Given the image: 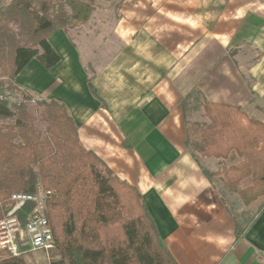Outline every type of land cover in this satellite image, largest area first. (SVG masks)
<instances>
[{
    "label": "crops",
    "instance_id": "obj_1",
    "mask_svg": "<svg viewBox=\"0 0 264 264\" xmlns=\"http://www.w3.org/2000/svg\"><path fill=\"white\" fill-rule=\"evenodd\" d=\"M75 34L57 30L61 63L34 60L18 84L67 107L83 147L138 189L177 264H264V210L247 222L238 194L204 176L221 161L198 164L186 125L204 102L264 123V0L100 3Z\"/></svg>",
    "mask_w": 264,
    "mask_h": 264
},
{
    "label": "trees",
    "instance_id": "obj_2",
    "mask_svg": "<svg viewBox=\"0 0 264 264\" xmlns=\"http://www.w3.org/2000/svg\"><path fill=\"white\" fill-rule=\"evenodd\" d=\"M97 0H0V220L14 194H46L45 214L56 248L51 264H177L161 238L138 189L120 180L79 138L67 107L38 101L39 122L26 103L10 106L6 89L22 94L18 76L34 60L46 70L61 63L49 42L57 30L87 24ZM203 123L186 121L187 145L196 161L222 167L204 176L221 178L246 207L264 210V123L240 107L204 102ZM34 208L20 214L23 225ZM238 232V237H240ZM28 254V253H26ZM0 249V264H27Z\"/></svg>",
    "mask_w": 264,
    "mask_h": 264
},
{
    "label": "built area",
    "instance_id": "obj_3",
    "mask_svg": "<svg viewBox=\"0 0 264 264\" xmlns=\"http://www.w3.org/2000/svg\"><path fill=\"white\" fill-rule=\"evenodd\" d=\"M8 214L0 220V249L13 257L30 252L50 253L56 248L52 228L45 214L46 194H14ZM28 205L34 208L23 225L20 214Z\"/></svg>",
    "mask_w": 264,
    "mask_h": 264
},
{
    "label": "rangeland",
    "instance_id": "obj_4",
    "mask_svg": "<svg viewBox=\"0 0 264 264\" xmlns=\"http://www.w3.org/2000/svg\"><path fill=\"white\" fill-rule=\"evenodd\" d=\"M115 1L121 2V0H97L95 4L109 3V2H115ZM88 23L85 24V25H82V26H78V27L77 26L76 27H71V28L68 29V32H72V34H75L76 32H80L85 26L88 25ZM199 95H201V94L200 93H196L197 100H202V98L199 97ZM30 96H31V94H30ZM2 97L4 98V100H6V101L9 102V104H10L11 107H13L15 105H20L22 103H26L29 106L30 110L33 113H35L36 118L38 119L36 121V123H35V127L38 130H43V126L39 122L38 110L35 107L36 106L35 105L36 102L41 101V100H38L34 96H31L32 99H33V101L30 102V101H27L26 98L22 94H20V93H18L16 91L8 90V89H6L4 91ZM191 111L192 112H190L189 118L193 119L197 123H203V122H205V120L202 119V110H201V107L197 106V107H195ZM247 111L252 116V113L250 112V110H247ZM9 124H14V120L13 119L0 120V126L9 125ZM189 149H190L191 152H194L195 147L190 146ZM257 207H258V204H254V205H252L250 207H246V212H247L246 215L247 214L249 215V216H246V218H247L246 221L247 222H248L249 218L252 216V214L255 213ZM52 254H53V252H50V253H45V252H30V253L26 254L25 259L27 261V264H51Z\"/></svg>",
    "mask_w": 264,
    "mask_h": 264
}]
</instances>
